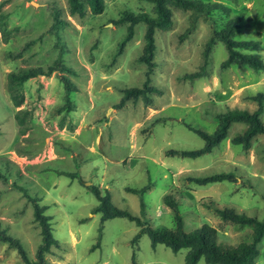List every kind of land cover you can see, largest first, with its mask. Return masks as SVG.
Listing matches in <instances>:
<instances>
[{
    "label": "rangeland",
    "instance_id": "1",
    "mask_svg": "<svg viewBox=\"0 0 264 264\" xmlns=\"http://www.w3.org/2000/svg\"><path fill=\"white\" fill-rule=\"evenodd\" d=\"M204 1L221 2L230 12L213 11V18L199 15L192 23L191 11L173 8L171 25L154 35L149 84L157 91L148 101L139 97L116 107L121 89L141 87L146 71V63L138 61L145 23L134 26L132 38L115 55L127 26L117 20L125 10L154 15L151 2L104 0L100 14L87 7L79 17L69 14L67 0H0L8 31L0 43V221L29 258L34 259L41 235L27 194L47 206L44 213L51 217V231L60 244L45 253L53 264H185V248H153L146 233L133 241L139 225L126 217L106 219L98 238L100 214L92 213L97 198L88 189L91 184L108 189L118 208L168 228L175 225L174 212L163 198L171 193L185 231L208 223L225 245H235L249 227L222 222L213 208L201 205L202 198L212 197L220 205L263 219L264 134L244 149L229 140L244 127L235 122L210 152L195 158L166 153L203 145L186 124L213 132L214 113L233 107L255 109L253 97L264 95L263 71L238 60L221 67L228 52L218 39L211 44L204 73L188 76L205 64V43L213 29L219 30L234 15L240 22L234 38L259 42L257 49L239 50L264 59V0ZM55 62L70 70L58 68L27 78L14 88L15 97L22 99L15 106L8 73L36 67L46 71ZM63 76L76 89L67 93ZM260 117L264 120V111ZM222 170L235 171L237 181L197 185L187 178ZM143 187L141 192L132 190ZM257 247L254 264H264V236ZM22 263L17 250L0 241V264ZM196 264L206 263L200 259Z\"/></svg>",
    "mask_w": 264,
    "mask_h": 264
},
{
    "label": "trees",
    "instance_id": "2",
    "mask_svg": "<svg viewBox=\"0 0 264 264\" xmlns=\"http://www.w3.org/2000/svg\"><path fill=\"white\" fill-rule=\"evenodd\" d=\"M152 4V11L154 15L148 12H133L125 10L119 17L117 22H127L126 32L119 42L115 55L120 54L125 44L132 38L134 33V26L139 23H145L143 34L144 44L141 55L138 61L146 63L145 81L141 87H129L121 89L122 96L116 103V107L124 105L129 100H136L139 97L145 101L149 100V94L157 91L156 87L149 84L150 73L153 69L154 62L153 56L156 49L155 44V31L157 29H167L172 23V10L179 8L182 10L191 11V22L196 21L197 16L204 15L213 18L211 13L213 11H221L228 15L230 7L217 1H204V0H148ZM68 12L70 15L83 16L88 7L93 14H100L105 7L104 0H67ZM0 14V43L7 39V29L3 26L4 22ZM56 21L60 20L55 14ZM60 22V21H58ZM239 19L236 15L228 18L223 27L219 30H214L205 43L204 49V62L205 64L200 70L190 73L189 77L201 76L204 73V66L206 65L208 52L211 44L215 39L223 42L227 49V57L221 62V67L229 66L233 61L238 60L241 64L247 65L256 71L264 72V59L252 53L241 52L239 48L250 47L257 49L259 42L250 40H237L234 38L236 30L239 27ZM58 68L70 70V68L61 62H55L50 65L46 71L41 67L36 68H21L19 71H10L8 73V89L10 97L15 106H19L22 99L15 97L14 88L22 84L27 78L48 74ZM65 90L67 93L76 89L74 83L66 76H63ZM257 101L255 109L248 108H227L214 113L217 117V125L213 132H207L198 127L186 124V127L198 134L204 141L203 145L191 149H168L167 154L178 155L181 157L195 158L204 153L210 152L213 147L218 145L222 140L227 137L230 126L235 123H243L244 127L241 130L235 131L229 140L232 144H239L242 148L248 149L251 145L252 139L258 134H264V120L260 117L264 111V95L258 94L253 97ZM17 112H21L19 109ZM19 121V131L24 133L25 128ZM1 160V159H0ZM3 160H6L3 158ZM7 161V160H6ZM65 174L70 177H76L75 172L65 171ZM190 181L197 185H204L217 181H231L235 182L238 179L235 171L222 170L206 173H193L187 177ZM82 181V178H80ZM88 189L94 193L97 198V203L92 207V213L100 214V221L98 227V235L100 238L102 234V223L111 217H126L129 220L135 221L139 225V229L133 237L136 241L139 236L146 233L150 239V244L154 248L157 244H163L171 251L177 252L182 248L186 249L184 261L185 264H196L200 259H203L206 264H254V261L259 253L258 243L264 236V217L258 219L257 217H250L243 212H238L233 208L225 205H220L212 197H204L200 200L201 205L213 208L214 212L222 220L235 227L243 228L248 226L242 238L235 245H225L217 240V229L208 224L203 223L199 228L187 232L184 230V221L179 212L178 201L173 194H166L164 202L174 212L175 225L172 228L162 226H152L148 218L140 219L139 216L132 214L128 210H124L115 206L111 200V195L108 189L102 190L98 185L91 184ZM129 189V188H128ZM140 190L132 189L135 192ZM28 199L33 206L34 220L40 228L41 242L36 247L34 259L29 258L27 252L15 237L9 235L0 221V241L7 242L10 246L14 247L20 255L22 264H53L47 262L45 253L50 251L51 247L58 248L59 241L53 237L51 231V217L44 213L47 206L40 205L36 197L27 194ZM264 198V197H263ZM143 206V203H141ZM99 245L97 241L92 247Z\"/></svg>",
    "mask_w": 264,
    "mask_h": 264
}]
</instances>
